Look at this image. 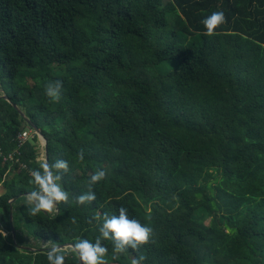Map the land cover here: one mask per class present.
<instances>
[{
  "label": "trees",
  "instance_id": "obj_1",
  "mask_svg": "<svg viewBox=\"0 0 264 264\" xmlns=\"http://www.w3.org/2000/svg\"><path fill=\"white\" fill-rule=\"evenodd\" d=\"M0 81V264L95 242L121 207L153 235L122 253L102 240L106 264H264V0H0ZM20 112L69 166L52 213L27 211L43 161ZM97 170L96 200L77 204Z\"/></svg>",
  "mask_w": 264,
  "mask_h": 264
},
{
  "label": "clouds",
  "instance_id": "obj_2",
  "mask_svg": "<svg viewBox=\"0 0 264 264\" xmlns=\"http://www.w3.org/2000/svg\"><path fill=\"white\" fill-rule=\"evenodd\" d=\"M201 22L206 29L205 35L213 36L216 34V30L226 22V17L223 11H214ZM62 86L60 80L48 82L45 85V95L50 101L58 102L61 98ZM1 92L3 93V90ZM78 155L80 160L84 159L83 152ZM68 168V163L64 160H57L55 163L49 164L45 155V162L41 163L39 169L29 170L32 178L30 183L36 186L35 190L26 195L27 211L30 216H36L42 211L52 213L57 204L69 201V193L63 189L60 183L62 180L61 170L67 172ZM105 176L104 170H97L91 176L89 190L76 197L75 202L82 205L95 201L96 195L91 190V185L103 180ZM94 219L100 220L101 217H94ZM73 223H75V218H73ZM99 233L100 235L96 237L95 242L77 238L73 244L69 245L79 257L81 264H106L104 257L107 248L102 245V240H111L114 251L119 253L128 248L139 249L149 243L153 235V228L142 224L137 219L129 218L128 209L121 207L118 215H103ZM0 236L6 238L7 233L0 229ZM49 243L51 247L47 251L48 264H65V255L61 247L54 242L50 241ZM144 260H146V256L139 255L132 260V264H142Z\"/></svg>",
  "mask_w": 264,
  "mask_h": 264
},
{
  "label": "water",
  "instance_id": "obj_3",
  "mask_svg": "<svg viewBox=\"0 0 264 264\" xmlns=\"http://www.w3.org/2000/svg\"><path fill=\"white\" fill-rule=\"evenodd\" d=\"M4 98L7 99L8 97H7V96H4ZM14 107L18 109L17 106L14 105ZM20 113L23 115L22 112H20ZM23 116H24V115H23ZM24 118H25V120L28 122V124H29V125L35 130L36 134H38L39 137L45 141V144H46V150H45L46 161L50 164V161H49V151H48V146H47V140L45 139V137L43 136V134L39 131V129L37 128L36 125H34V124H33L28 118H26L25 116H24ZM19 197H20V196H17V197L14 198L12 201H15V200H16L17 198H19ZM12 233H13V236L15 237V230H14V228L12 229ZM69 245H71V244H64V245H58V246H60L62 250H65V249H69V248H70Z\"/></svg>",
  "mask_w": 264,
  "mask_h": 264
},
{
  "label": "rangeland",
  "instance_id": "obj_4",
  "mask_svg": "<svg viewBox=\"0 0 264 264\" xmlns=\"http://www.w3.org/2000/svg\"><path fill=\"white\" fill-rule=\"evenodd\" d=\"M2 89H1V81H0V96L2 95L1 92ZM33 136V133L31 134V131L29 128H27L23 133H20V138L22 140H30ZM39 149V152H40V158L39 160L41 161H44L45 162V150H46V144H45V141L43 139H40L39 140V144L37 145V150ZM4 161H6V159H4Z\"/></svg>",
  "mask_w": 264,
  "mask_h": 264
}]
</instances>
